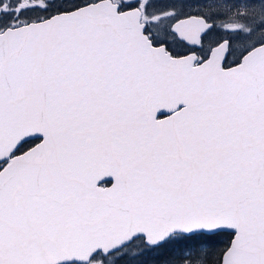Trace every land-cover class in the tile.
Listing matches in <instances>:
<instances>
[{
  "label": "snow or ice",
  "instance_id": "1",
  "mask_svg": "<svg viewBox=\"0 0 264 264\" xmlns=\"http://www.w3.org/2000/svg\"><path fill=\"white\" fill-rule=\"evenodd\" d=\"M0 264H264V0H0Z\"/></svg>",
  "mask_w": 264,
  "mask_h": 264
}]
</instances>
